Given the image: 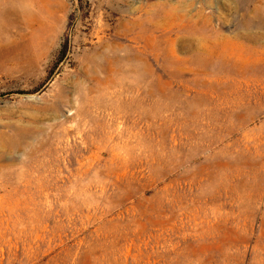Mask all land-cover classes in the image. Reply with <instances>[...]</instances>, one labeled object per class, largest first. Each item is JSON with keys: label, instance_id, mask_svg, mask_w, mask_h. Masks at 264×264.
I'll return each instance as SVG.
<instances>
[{"label": "rangeland", "instance_id": "obj_1", "mask_svg": "<svg viewBox=\"0 0 264 264\" xmlns=\"http://www.w3.org/2000/svg\"><path fill=\"white\" fill-rule=\"evenodd\" d=\"M18 3L0 264H264V0Z\"/></svg>", "mask_w": 264, "mask_h": 264}, {"label": "bare ground", "instance_id": "obj_2", "mask_svg": "<svg viewBox=\"0 0 264 264\" xmlns=\"http://www.w3.org/2000/svg\"><path fill=\"white\" fill-rule=\"evenodd\" d=\"M9 2H10V6H9V10L11 11V13H15V14H21V13H26V12H21L20 10H21V8H20V6H19V3H18V0H9ZM187 4V3H186ZM184 5V4H183ZM186 6V5H185ZM190 6V5H189ZM5 7H6V4H3V6H1V8H0V13H6L7 11H6V9H5ZM25 8V7H24ZM160 9V8H159ZM163 9V8H162ZM170 8H168V10H169ZM162 11V10H161ZM154 12V11H153ZM156 12V11H155ZM169 12V11H168ZM150 13H151V11H150ZM160 14V13H159ZM164 14V13H163ZM189 14V13H188ZM157 15V14H156ZM167 15V14H166ZM164 16H165V14H164ZM173 16V15H172ZM149 17V16H148ZM161 17V16H160ZM170 17V16H169ZM147 18V17H146ZM154 18V17H153ZM150 19V18H149ZM160 19V18H159ZM202 19V18H201ZM163 20H164V18H163ZM172 20V19H171ZM168 21V20H167ZM166 21V22H167ZM152 22V21H151ZM156 22V21H155ZM154 22V23H155ZM159 21H157L156 23H158ZM161 22V21H160ZM177 22V21H176ZM153 23V24H154ZM180 23V22H179ZM160 24V23H159ZM169 24H171V23H169ZM172 25V24H171ZM139 36H141V35H139ZM172 38V37H171ZM176 38V37H175ZM152 39V38H151ZM169 40V39H168ZM206 41V40H205ZM205 41H204V39L201 37V34H199L198 35V37H196V38H192V37H185V38H181L179 41H177V40H170L169 41V53L171 54V55H175V53H176V49H177V47L178 46H180L181 48H183V49H191V48H193V46H195V49H196V54H198V53H200L201 54V52L203 51V49L206 47L205 45H206V43H205ZM71 103V102H70Z\"/></svg>", "mask_w": 264, "mask_h": 264}]
</instances>
